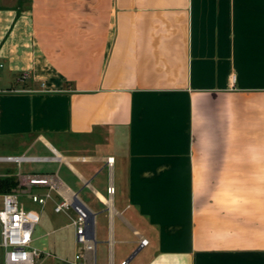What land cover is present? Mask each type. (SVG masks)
Listing matches in <instances>:
<instances>
[{
	"label": "crops",
	"instance_id": "0c3cea01",
	"mask_svg": "<svg viewBox=\"0 0 264 264\" xmlns=\"http://www.w3.org/2000/svg\"><path fill=\"white\" fill-rule=\"evenodd\" d=\"M22 154L55 158L0 177L93 211L88 264H264V0L0 6V155ZM70 212L41 246L65 264Z\"/></svg>",
	"mask_w": 264,
	"mask_h": 264
},
{
	"label": "built area",
	"instance_id": "2783aa9c",
	"mask_svg": "<svg viewBox=\"0 0 264 264\" xmlns=\"http://www.w3.org/2000/svg\"><path fill=\"white\" fill-rule=\"evenodd\" d=\"M54 156H34V155H0V162H13L21 166L26 162H41L53 160ZM109 162L113 159L108 157ZM22 184L30 187L32 185L48 186L44 193H30L31 200L41 207L52 197L51 190L58 188L48 175L24 173ZM114 188L107 187V192L112 193ZM72 209L75 213L70 218V225L73 227L76 250L67 264H88L93 263L92 253L94 252V241L91 238V217L93 211L81 201L75 194L63 196L54 206L55 212H67ZM38 218L29 215L26 209L19 204V195L6 192L2 195L0 207L1 241L0 248L4 249V264H34L36 259L41 257H52V253L44 247L32 245L33 232ZM147 244V239L142 238L140 245ZM1 264V262H0ZM120 264H128L123 260Z\"/></svg>",
	"mask_w": 264,
	"mask_h": 264
},
{
	"label": "rangeland",
	"instance_id": "374dc122",
	"mask_svg": "<svg viewBox=\"0 0 264 264\" xmlns=\"http://www.w3.org/2000/svg\"><path fill=\"white\" fill-rule=\"evenodd\" d=\"M20 6L21 10H28L29 5H31V0H0V6L2 7H16ZM27 15V14H26ZM11 171V170H9ZM13 172V171H12ZM22 177L18 179V185L15 188H12L8 192L16 193L19 195V204L23 206L29 215L36 216L38 218V223L35 226L34 232H33V241L32 245L35 247H41L48 242H50L53 237H55L57 234L62 235L63 232L66 233L68 231L67 229H59L56 231H50L49 234H47V230L51 229L52 222L57 218H62V213H55L53 210L54 204L53 202H48L47 204L41 205L33 202L31 200L30 195H27L29 191V187L22 184ZM2 203V196L0 195V207ZM74 212V211H73ZM70 212L69 218L73 217L75 213ZM67 221L66 219L63 220V222ZM1 230V225H0ZM47 234V235H46ZM0 241H1V234H0ZM4 249L0 248V262L1 264H4ZM34 264H65L63 259L57 258L55 256L53 257H41L40 259H36Z\"/></svg>",
	"mask_w": 264,
	"mask_h": 264
},
{
	"label": "trees",
	"instance_id": "16d2710c",
	"mask_svg": "<svg viewBox=\"0 0 264 264\" xmlns=\"http://www.w3.org/2000/svg\"><path fill=\"white\" fill-rule=\"evenodd\" d=\"M18 185V180L15 176L0 177V193H5L15 188Z\"/></svg>",
	"mask_w": 264,
	"mask_h": 264
},
{
	"label": "water",
	"instance_id": "95a60500",
	"mask_svg": "<svg viewBox=\"0 0 264 264\" xmlns=\"http://www.w3.org/2000/svg\"><path fill=\"white\" fill-rule=\"evenodd\" d=\"M92 237V236H91Z\"/></svg>",
	"mask_w": 264,
	"mask_h": 264
}]
</instances>
